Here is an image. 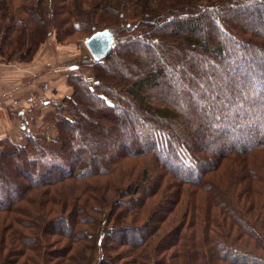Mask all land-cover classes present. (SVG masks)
Returning a JSON list of instances; mask_svg holds the SVG:
<instances>
[{
	"label": "trees",
	"instance_id": "1",
	"mask_svg": "<svg viewBox=\"0 0 264 264\" xmlns=\"http://www.w3.org/2000/svg\"><path fill=\"white\" fill-rule=\"evenodd\" d=\"M20 3L21 6L13 5L8 0H0V56L6 61H11L14 57L22 61L29 60L35 49L52 34L50 27L62 29L67 35L72 34L71 30L81 32L86 34L85 38L100 31H106L112 37V45L106 56L88 66L94 83L89 85L84 80H71L73 96L65 98L63 103L56 106V136H45L43 141L49 148L38 147L40 140L36 141L30 136L26 137L28 144L23 145H15L8 139L0 141V188L16 192L11 200L0 201V212L9 210V220L24 230L36 228L39 229L38 232L41 231L38 238H30L22 233V240L38 247L39 241L42 242L44 238L66 233L72 237L69 239L72 243L78 244L81 239L86 241L88 244L79 251L75 249L70 253L69 247L67 261L72 264H92L97 249L104 252V259L101 257L97 264H113L115 258L110 252L114 243L120 247H128V255L132 257L130 264H264V232L261 231L260 222L252 221L257 213L254 208L255 198L252 197L251 200L248 197L255 193V188L258 189V184H262L264 180V93L261 94L260 91L255 95L253 87L256 76L248 75L245 66L242 68L244 59L249 63L258 60L254 54L256 48L264 50V32L261 35L258 30L250 31V24L245 25L246 28L241 27L245 20H264V0H20ZM107 14L118 19L119 25L101 24V17ZM9 21L13 24H8ZM235 24H241L236 29L243 44L247 43L244 46L241 44L240 50H230L227 47V44L234 42V33H238L233 28ZM14 28L18 29L17 33H13ZM146 34L150 35L149 39ZM98 69L105 73L101 74ZM233 71L237 75V83L230 80ZM134 74L135 80L126 86L125 81ZM110 76L114 82L107 80ZM194 76L205 81L203 88L185 83V80ZM260 80L264 84L263 73ZM244 83H247V87H244ZM179 88L182 90L179 91ZM185 88L195 94L190 96L184 92ZM204 92L220 103V111L224 107L223 100H228L233 105L231 114L225 115L224 111L217 113L219 120L225 121L220 124L222 127L219 129L210 128L214 140L204 136L199 138L206 145L215 147V170L220 165L218 159L223 152L235 151L242 155L239 165L241 169H238L241 174L239 184L234 185V178L229 177L224 185H212L214 189H211L215 192L212 207L221 208L227 215V220L215 222L218 231L213 236L210 235L213 232L211 225L207 222L203 221L201 227L194 220L188 223L179 220L174 225L170 224L166 231L164 229L162 239L154 240V244L149 243L153 233L166 221V213L169 211L158 202L149 203L150 197L144 203L153 209L150 214L147 210V221L139 229L124 228L121 219L117 222L120 213L114 218L115 225L112 222L110 224L108 218L100 215L98 206L102 207V211L106 206L102 198L98 200V206L94 207L86 205L82 209V205L80 207L77 204L72 210L77 212L72 222L60 216L49 218L51 213L47 209L43 214V209L35 212L28 209L25 212L20 206L15 207L31 189L48 188L62 179H72L82 161L92 163L93 159L84 156L79 141L90 143V136L93 133L98 135L99 131L102 132L106 145L114 140L111 135L115 131L121 137L129 114L120 112V104H127L126 101H129L127 105L133 112L151 115L150 118L153 119L145 123L149 122L150 128L144 126L140 133H144L142 139L148 145L146 152L156 157L155 163L179 182L202 185L208 192L206 185H211L201 179V169L199 174L196 173L198 166L194 165L199 163L200 158H195L197 152L193 150V145L196 150L195 146L200 142L195 133L207 123L204 115H207L208 109L202 110L199 101ZM149 93L151 97L147 98ZM87 99L89 104L100 103V110L117 109L127 117H100L98 122L101 123V128H96L83 118L84 107L81 105ZM160 103L163 106H159ZM72 104L80 107L74 108ZM78 109L82 111L81 114ZM208 114L213 115L214 112ZM240 120L245 121L246 127L240 123L237 125ZM255 121L262 124L261 132L253 129ZM86 126L90 131L85 130ZM154 128L157 131H153ZM174 142H180L176 149L170 147ZM70 151H74L77 159L75 156L74 161H66L68 164L57 161L60 157L62 160L71 157L66 154ZM33 152L42 154L39 158H29ZM139 154L141 153L137 152ZM192 158H195L194 161H191ZM13 161L15 164L10 165ZM90 165L92 164L88 167ZM33 166L37 168V175L30 171ZM6 169L9 170L8 173ZM92 169L82 168L76 176L85 179L83 176ZM57 172L62 174L58 178L54 177ZM142 173L143 177L146 176L143 180H146L147 170ZM22 175L34 180L31 178L30 184H23L19 180ZM142 184L143 182L133 183L130 190L135 192ZM153 186L152 184V188ZM226 186L229 196L222 189ZM110 187L112 186H106V190ZM88 196L90 201L97 194ZM76 199L81 202L80 198ZM238 199L249 203L248 206L241 210ZM29 202L33 204L31 199ZM45 202L46 200H40L39 205ZM18 214L21 219L14 217ZM155 217L157 220H154ZM223 223L226 229L223 228ZM78 224L85 228H78ZM184 228L188 233L183 232ZM42 229L45 232L43 234ZM198 229H201L199 234ZM234 231L237 242L219 240L227 239ZM226 233L227 238H222ZM124 235L127 237L125 240L122 238ZM39 248L44 260L50 252L44 255V247ZM36 255L40 257L39 253ZM74 260L78 262L73 263Z\"/></svg>",
	"mask_w": 264,
	"mask_h": 264
},
{
	"label": "rangeland",
	"instance_id": "2",
	"mask_svg": "<svg viewBox=\"0 0 264 264\" xmlns=\"http://www.w3.org/2000/svg\"><path fill=\"white\" fill-rule=\"evenodd\" d=\"M8 2L12 3L13 5H22L20 0H8ZM10 17L13 19V15ZM99 22L105 26L109 24L112 26L119 25V20L113 18L109 14H107L105 17H101ZM9 23L12 22L9 21L8 24ZM241 24H239L241 27H245V25L250 24V31L253 29L258 30L257 32L260 31L259 33L261 35L264 32V29H262V26H264V20L259 21L255 19H249L243 21ZM239 25L235 24L233 28L236 29L239 27ZM14 29L15 30L13 33H17L18 29ZM49 29L52 30V34L44 39L43 43L39 45L37 49H35L33 56L29 60L22 61L21 59H16L14 57L11 59V61H6L0 56V110H2L1 104L3 101H7L8 99L11 100L10 112H0V116L8 117L9 123L7 124L6 121L1 120L0 118V136L4 135V137L0 138V141L2 139H8L11 140L15 145H23L25 143L28 144L26 137L30 136L36 141L40 140L41 143L39 142L38 147L41 146L44 148H49V146L43 142L44 137L56 136V106L65 98L68 99L73 96L74 87L71 85L73 82L71 80H84L89 85L94 83V77L91 73L92 71L88 69V66H92L93 63H97L98 61L91 57L89 51L85 47L84 42L86 39H88L85 38L86 34L81 32H73L71 30L72 34L67 35L62 29L58 30L51 27ZM236 30L238 32V29ZM234 35V42L227 44V47L230 50H240L241 44L244 46L245 43L243 44V41H241L242 38L239 32L234 33ZM248 36H250V34ZM146 38L149 39L150 35L146 34ZM254 56L258 58V62L256 61L249 63L246 59H244L245 62L242 63V68L243 66L246 67L245 71L248 75L255 74L256 80H254V87L256 89L253 87V90L254 92L256 91L255 95H257L260 91L261 94L264 93V84L262 83V80H260L262 73L264 74V50L256 48ZM119 57L121 58L122 55ZM116 63L118 64V62ZM120 65H123V63ZM129 67L131 69V65H129ZM217 69H219L218 66ZM98 70L101 74L105 73L104 70ZM216 74L220 75V73ZM134 76L135 74L125 81L127 83L126 86H129L130 82L133 83L136 78H134ZM198 77L194 76L189 80H185V83L191 85L193 84L197 87L203 88L205 86V81L199 80L201 77ZM33 80H36V84L34 85L31 83ZM107 80L114 82L112 76L107 78ZM230 80H232L233 83L238 82L237 75L234 71L232 74H230ZM244 87H247V83H244ZM32 90L33 94H31ZM181 90L182 89L179 88V91ZM179 91L176 89L177 94ZM184 92L190 96L195 94L189 92L186 88ZM150 95L151 93H149V95L146 97L150 98ZM27 96L28 100H26ZM199 101L202 110L204 108L208 109L207 115H204V119L207 121V123L205 127L200 128L195 134L198 135V139L201 138L200 136H204L205 138L208 137L210 140H214L210 128L216 127L219 129L222 127L221 123L225 121H220L217 117V113L224 111L225 115L231 114L233 105L228 100H226L227 102H224L223 100L224 107L222 111H220V103H218L215 98L207 95V92H204V96L199 99ZM84 102L85 103L82 104L84 106L81 105L82 108L84 107L83 114L85 116L83 118L88 120V122L86 121L87 123H90L96 128H101V123L98 122V120L100 121L101 119L100 117L104 116L106 118L113 119V116L115 115L118 116V118H126L127 116L125 115L128 112L129 117L126 118V126L123 131L121 130L122 136L120 137L119 133H116L117 131H115L112 133L113 135H111V137H114V140H110V145H106L105 142H103V137L101 136L102 132L99 131L98 135L93 133L92 136H90V143L79 141L84 156H89L91 159H93L92 163H89L90 161L85 162L84 160L81 162V164H79L80 167L78 168V171L82 168H93L91 172H86V175L83 176L85 179H79L76 175L80 171H76L77 174L73 176L72 179H62L61 182L55 183L54 185L52 184L48 188L43 187L31 189L22 196L23 198L15 207L20 206L25 212L28 209H31L32 212L43 209V214L47 209L51 213L49 218L60 216L67 218L69 222H72V220L75 218V215H77V212L72 210L76 208L77 204L80 207L82 205V209H85L86 205L94 207L98 206L96 204H98V200L102 198L104 199L106 206L103 208V211L101 206H98V208L101 210L100 215L104 218H108L109 223L112 222L114 224L113 221L116 214L120 213V218L117 219V222H119L121 219V224L124 225V228L139 229V227H141L143 223L147 221V210L149 212L148 214H150L151 210L153 209L144 203L145 200L150 197L148 200L149 203L153 201V203L158 202L160 206L168 208L169 211L166 213V221L153 233L154 236L150 241H148L149 243L154 244V240L158 241L160 238L162 239L166 229H169L168 226H170V224L174 225L179 220H185L187 223L194 220L201 227L203 225V221L205 223L207 222L211 225L213 232H211L210 235L213 236L215 231H218V227L216 228L215 222H220L221 220L224 221L227 218V215L221 208L212 207L211 201L214 199L215 193L212 185H214L213 183L224 185L227 183L226 179H229V177L234 178V185L239 184L241 174H239L238 169H241L239 165L242 155L236 153L235 151L223 152L221 156H224L222 158L221 156L219 157L218 164L220 165L215 170L217 166V163H215V147H213L211 144L206 145L201 139H199L200 142L195 146L197 151L193 145V150L197 152L195 158L199 157L200 159L196 158L198 159L199 163L194 165L192 162V165L198 166V171L196 172L197 174H199L201 169V173H203L200 176L201 179H205V181L211 185H206L208 190L207 192L205 187L202 185L193 186L191 184L179 182L173 175L166 172L155 163L157 160L155 156L146 152L148 150V145H146L147 143L143 141L142 135L144 133H140V130L144 126L150 128L149 122L147 124L145 123L147 120H153L150 118L151 115H145L142 112L138 114L133 112V110H131L132 108L127 105L129 101H126L127 104L120 101L122 103L120 104L122 106L120 112H123L125 115L118 112L117 109L116 111L113 109L109 111L100 110L101 104L98 102H91L89 104L88 99ZM161 104L162 103H160L159 106H163ZM72 105L74 108L80 107L78 104ZM18 110H22V115L17 114ZM77 111L80 114L82 113L80 109ZM210 112H214V114H208ZM106 115H109L110 117ZM64 116L69 117L66 114ZM117 120L119 121V119ZM227 121H230V119H227ZM239 123L246 127V124H244L245 121L240 120L237 125ZM253 123H255V127L253 129L255 131L257 130L261 132L263 128L262 124L259 125V121H255ZM163 124L165 125V123ZM85 130L90 131L88 126H86ZM152 130L157 131V128ZM195 134H193V139ZM103 136L105 137V135ZM107 137L108 141L110 135ZM178 143L174 142L173 144H170V147L176 149L180 146ZM52 146L53 145H50V148ZM1 149L2 147L0 144V150ZM180 149H182V146ZM137 152L141 154L137 155ZM192 153L194 154V152ZM41 154L42 152H33L30 153L29 158H39V155ZM66 154L71 157L65 160H62L60 157V160L57 161H59L61 164H68L70 161H74L73 159L75 156L77 159V155L74 153V151H70L69 153L67 152ZM195 158H192L191 161H194ZM12 164H15V162L13 161L10 165ZM89 164L92 165L88 167ZM33 167V169L30 171H32L34 174L38 173L36 172L37 168L35 166ZM202 169H204V172ZM144 170H147L148 172V177L146 180H143L146 178V176L143 177L142 172ZM6 172L8 173L9 170L6 169ZM61 175V173L57 172L54 174V177L58 178ZM31 178H26L23 176L20 177L19 180L23 184H30ZM32 179L34 180V178ZM139 182H143V184L139 186L135 192L130 190V185ZM152 184L154 185L153 188ZM258 185L260 187L258 189L255 188V193L250 194L248 197L251 200L252 197L255 198L254 208L256 209L257 213L255 214L252 221L260 222L259 224H262L261 231L264 232V180H262V184L259 183ZM106 186H112L113 188L110 187L109 190H106ZM222 189L228 194V196L230 195L227 186ZM94 194H97V196H93ZM88 195L93 196L91 197L90 201L87 199V197H89ZM13 196H16V192L14 190L9 189L6 191L0 188V198L4 197L0 199L1 202H3L2 200L4 199L11 200ZM76 198H80L81 202L77 201ZM29 199L33 201V204H30ZM85 199L87 200L85 201ZM40 200H46V202L42 205H39ZM72 202L74 203L72 204ZM248 204L249 203H246V201L244 202L238 199V206L241 210L242 207H247ZM8 211L9 210H2V212H0V264H72L71 261H67L69 251H71L70 253H72L75 249H78L79 251L83 246L85 247V245L88 244L82 239V242L79 240L78 244L72 243L69 240L72 237L66 233H61V235L59 234L60 236H51L49 239L44 238L42 242L39 241L38 247L32 244H26V242L22 240V233H24L26 236H29L30 238H38L41 231L38 232L39 229L36 228L29 229V231L22 229L17 223H13L9 220ZM103 212L104 215H102ZM163 215L164 213L161 214V216ZM14 217L21 219L20 214ZM6 220H8V222ZM154 220H157V217H155ZM156 222L157 221H152V223ZM78 228L85 227L78 224ZM223 228L226 229L224 223ZM126 229L123 230V232H125ZM200 230L201 229H198V234ZM235 231L232 235L229 234L228 238L227 233L222 237L227 239L219 240L237 242L238 240L234 237ZM183 232L188 233L186 228H184ZM43 233L45 232L42 229V234ZM122 238L125 240L127 237L124 235ZM243 239H246V237H243ZM113 245L114 248L110 252L112 257L115 258V263L113 264H130L129 262H131L132 257L128 255L130 254V252H127L128 247H120L116 243ZM40 246L44 247V250L46 251V254L44 255H47V252H50V254L48 253V257L45 258L46 260L42 259L43 253L40 252ZM69 247L71 249L68 251ZM38 253L40 254V257L36 255ZM86 253L89 254L88 251ZM119 256L123 257L121 258ZM101 257L104 259V252L100 249H97L95 251L92 264H97V261ZM77 262V260L73 261V263Z\"/></svg>",
	"mask_w": 264,
	"mask_h": 264
},
{
	"label": "water",
	"instance_id": "3",
	"mask_svg": "<svg viewBox=\"0 0 264 264\" xmlns=\"http://www.w3.org/2000/svg\"><path fill=\"white\" fill-rule=\"evenodd\" d=\"M85 47L89 51L91 57L99 61L103 59L112 45V37L106 31L96 32L84 42Z\"/></svg>",
	"mask_w": 264,
	"mask_h": 264
},
{
	"label": "crops",
	"instance_id": "4",
	"mask_svg": "<svg viewBox=\"0 0 264 264\" xmlns=\"http://www.w3.org/2000/svg\"><path fill=\"white\" fill-rule=\"evenodd\" d=\"M31 83H33V85L34 84H36V80H33V81H31ZM31 93V92H30ZM31 94H33V90H32V93ZM30 94V95H31ZM36 95V94H35ZM24 98V97H23ZM25 99V98H24ZM26 100H28V96H27V98H26ZM5 102V103H4ZM1 106H2V110H0V112H4V111H7V112H10V110H11V100L10 99H8L7 101H3V103L1 104ZM17 114L18 115H22V110L21 111H19L18 110V112H17ZM7 116H9V115H7ZM0 118H1V120H4V121H6L7 122V124H9L8 123V117H2V116H0ZM7 127H8V125H7ZM2 137H4V135H2V136H0V138H2Z\"/></svg>",
	"mask_w": 264,
	"mask_h": 264
}]
</instances>
